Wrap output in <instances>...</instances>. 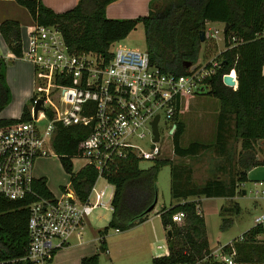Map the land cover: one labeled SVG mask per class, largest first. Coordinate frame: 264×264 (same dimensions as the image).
<instances>
[{"label": "trees", "instance_id": "1", "mask_svg": "<svg viewBox=\"0 0 264 264\" xmlns=\"http://www.w3.org/2000/svg\"><path fill=\"white\" fill-rule=\"evenodd\" d=\"M15 1L27 9L33 22L56 26L70 51L80 54L93 52L105 60L112 56V44L125 38L141 24L150 62L162 72L175 76L187 72L186 62H195L201 54L207 57L213 44L212 49L215 48V42L204 36L208 22L229 25L228 30L223 32L224 45L232 43L231 37L237 41L219 54L222 64L211 78L210 90L206 93L216 98L220 105L214 141H192L181 146L180 137L185 126L179 120V112L174 117L176 128L172 137V150L178 157L194 158L203 153H215L222 160L216 166L218 175L197 184L192 179L193 169L186 163L161 159L151 168L142 169L135 155L120 157L104 175L113 186V197L111 219L102 231L106 232L108 227L124 231L146 220L148 213L143 212L155 198L159 167L168 163L170 197L177 203L162 206L158 212L165 228L168 251L153 257L151 264H224L211 252L204 217L198 212V202L189 198L204 196L232 199L241 192V184L247 181V170L264 164V157H257V152L264 156V0H151L147 15L124 19L105 15L107 5L116 0H78L74 7L63 12H55L39 0ZM201 33L203 40L200 39ZM0 34L10 52L16 57L20 56V24L15 20H3ZM210 41L214 43L209 47L204 46ZM6 66L7 61L0 57V112L10 100ZM231 69L236 74L235 90L222 82V75ZM34 98H31V104ZM29 111L28 106L24 105L19 118H0V126L30 120ZM56 131L52 143L54 151L59 155L65 170L71 173V156L79 152L84 131L78 125L68 128L58 125ZM233 141L240 142L241 149L236 155L230 150ZM71 176L72 188L77 197L84 200L98 177L97 171L86 165ZM34 187L41 194H49L45 178L37 179ZM28 202L0 197L2 264H29L23 258L28 244ZM179 211L185 216L181 223H175L171 217ZM239 211L240 208L231 200L221 207L220 228L226 229L231 223L229 217L225 216ZM262 232L260 225H254L232 240L236 264H264V243L256 238ZM221 253H230L229 244L221 247ZM80 264H98L97 256L83 257Z\"/></svg>", "mask_w": 264, "mask_h": 264}, {"label": "built area", "instance_id": "2", "mask_svg": "<svg viewBox=\"0 0 264 264\" xmlns=\"http://www.w3.org/2000/svg\"><path fill=\"white\" fill-rule=\"evenodd\" d=\"M220 35L223 37L222 29L205 25L204 36L208 40ZM236 41L231 37V44L211 56L200 55L185 74L175 76L152 64L146 49L111 46L112 56L105 60L93 52L70 51L56 26L33 22L28 27L26 46L17 58L33 65L40 94L32 102L30 120L0 126V197L29 201L28 244L23 257L29 264H51L53 253L64 247L70 237H81L95 208L112 211L113 190L105 199L108 186L99 190L96 182L100 176L106 180L104 175L116 159L128 154L140 161L162 159L176 127L174 117L179 112L180 101L210 90V80L222 64L219 54ZM226 75L231 76L233 85L223 82ZM222 82L236 89L234 69L222 75ZM51 95L57 97V102ZM38 99L42 100V109L34 117ZM156 116L158 140L154 141L151 124ZM162 117L167 123L163 135L159 130ZM58 125L65 128L78 125L84 131L79 152L71 156V162L75 157L84 159L83 166H92L98 174L84 200L72 188V176L62 186L59 197L41 194L34 187L33 162L38 157L55 155L52 143ZM254 187L256 200H264V181L255 182ZM184 216L179 211L171 218L181 223ZM254 225L262 227L263 232L256 238L264 243V215L255 217ZM163 248L164 245H156L158 250ZM229 248L230 253L215 257L224 264H236L232 241Z\"/></svg>", "mask_w": 264, "mask_h": 264}, {"label": "rangeland", "instance_id": "3", "mask_svg": "<svg viewBox=\"0 0 264 264\" xmlns=\"http://www.w3.org/2000/svg\"><path fill=\"white\" fill-rule=\"evenodd\" d=\"M0 4L4 6L14 5L13 2L6 1L0 2ZM22 11L23 14L19 17L21 21L24 18V13L26 14L25 10ZM215 26L222 27L221 24ZM25 39L22 36L23 48L27 43V38ZM221 40L222 35L219 37L220 42ZM213 41L215 40L213 39ZM213 43L210 41V43H204V46L208 45L209 47ZM117 45L135 50L146 49L142 25L138 24L125 38L112 44V48ZM212 47H210V50L213 53L212 50L215 49L216 51L218 49L217 43L214 49ZM17 63H21L23 69L29 67V75L31 76L27 82L22 79H15L10 83L9 103L0 112V115L8 118H18L24 105L31 109V98L40 94V82L33 65L21 61ZM184 98L181 104L180 116L185 121V131L180 137L181 146H186L192 141L211 143L214 140L216 118L219 111L218 100L204 94L195 96L192 101L184 100ZM51 99L57 102V97L54 95H51ZM186 109H189L187 113ZM166 124L162 117L159 124L162 135L165 133ZM147 144L145 142V145ZM168 146L169 149L166 148L163 151L162 159H167L173 163L188 164L193 169L192 179L195 183L202 184L207 179L218 175L216 166L220 165L222 160L215 153L208 152L194 158H181L173 153L172 137L168 139ZM240 149L239 142L235 143L233 141L231 143L230 150L235 155ZM257 155L259 159L264 157L259 152H257ZM84 162V159L75 157L72 159V168L77 171L83 167ZM154 163V161L142 160L139 162V166L142 169H149ZM32 176L35 179L45 178L49 191L54 196L59 197L62 193L61 186L69 182L70 173L65 170L60 162L59 155L55 153V155L36 158L32 165ZM224 176L226 179L228 178L227 175ZM105 185L108 186L105 199H108L113 190L112 186L100 176L96 182L97 189L101 190ZM156 187L158 201L155 208L146 215L144 222L125 231L108 227L106 232H102L111 219L112 211L102 207L95 208L87 218L81 237L76 238L75 235L70 237L64 247L53 253L51 264H80L81 258L91 255L97 256L98 264H151L153 254L155 252L163 253L166 249L158 251L156 245L161 244L167 247L166 235L160 218L158 216L154 217V215L158 214L162 206H169L171 201L170 166L168 163L159 167L156 176ZM254 188L253 182L246 181L240 187L241 191L245 190V194L240 192L234 199H231L232 203L240 208V211L231 216H225L231 220L226 229L220 228L222 217L219 210L221 207L226 206L227 201L224 198H201L202 201L199 203V207L204 217L206 236L212 245H225L231 242L249 228L255 217L264 215V200L260 199V205L256 209L254 208L256 201L253 193Z\"/></svg>", "mask_w": 264, "mask_h": 264}, {"label": "crops", "instance_id": "4", "mask_svg": "<svg viewBox=\"0 0 264 264\" xmlns=\"http://www.w3.org/2000/svg\"><path fill=\"white\" fill-rule=\"evenodd\" d=\"M3 1L13 2L14 5L4 6V5L0 4V23L3 20H15V21H17L20 24L21 40H22V36L24 37V39L27 38L28 27L33 24V20H32V18L30 16L29 12L27 11V9L25 7L19 5L15 0H0V2H3ZM39 1L43 5L53 9L55 12H63V11L69 10L72 7H74L78 0H39ZM150 1L151 0H116V1H114V2H112V3L107 5V7L105 9V15L108 18H115V19L136 18V17H139V16H145V15L148 14ZM22 10H25L26 14L24 13V15H23L24 18L21 21L19 17H21V15L23 14ZM216 24H221L222 27L219 28V27L215 26ZM207 25H210L213 28H218V29H222V30L224 28V24L220 23V22H208ZM219 37H221V35L217 36L214 39L216 41V43H217L218 49L216 51H213V53L211 52L208 56H211V55L215 54L216 52H218L219 50H221L223 48V46H224L223 37H222L221 42L219 41ZM216 43H215V45H216ZM220 45H221V48H220ZM22 48H23V46H22ZM0 57H3L8 63L7 66H6V72H5L6 82H7L8 86L10 85V83L12 81H15V79H17V80L18 79H22V80H25L26 82L29 80V78L31 76V75H29V67L23 69L22 64L21 63H17L18 61H21V62H27V61H24L22 59L17 58L16 56H14L10 52V50L8 49V47H7L4 39L2 38L1 34H0ZM10 62H11V64H10ZM28 63L29 62H27V64ZM23 65H26V64H23ZM30 74H31V71H30ZM262 74L264 75V66L262 67ZM198 95H203V94L191 95V96L185 97L184 100L186 99L188 101L189 100L192 101L194 99V97L198 96ZM204 95H206V94H204ZM182 100L180 101V106H179V120L182 121L184 126H185V123H184L185 121H184V119H182L183 117L180 116ZM188 110L189 109L185 110L186 113H187ZM219 110H220V105H219ZM218 113H219V111H218ZM20 115H21V113H20ZM20 115H19V117H20ZM0 118L9 119L8 117L3 116V115H0ZM13 119H17V118H13ZM173 134H174V132H173ZM239 146H240V142H239ZM257 157H258V155H257ZM71 171H72L71 173L69 172L70 176H71L72 173L76 172L72 167H71ZM246 176H247V181L253 182V184H255V182H257V181H264V164L250 167L247 170ZM37 179H40V178H36V180ZM242 184H241V186H242ZM46 186H47V184H46ZM61 188H62V186H61ZM48 191H49V189H48ZM49 193H51V192L49 191ZM203 197L204 196L195 197V198H189V200H196L198 202V204H197L198 212L201 215H202V213L200 211L199 203L202 201L201 198H203ZM211 198H222V197H211ZM224 199L227 201V203H228L229 200H231L229 198H224ZM232 199H234V197ZM260 199H262V198H259V199H257L255 201V207H254L255 209L260 205V203H259ZM173 203H177V200H171L169 205L173 204ZM157 216L159 217L158 214L154 215V217H157ZM253 226H254V220H253V223L249 226L248 229H250ZM164 231H165V228H164ZM157 241H158V239H157ZM208 242H209V245H210V248H211V252H212V254L214 256H217L218 254L221 253V247H223L224 245H218L217 246V245H212L209 240H208ZM229 243H227V244H229ZM227 244H225V245H227ZM164 249H165V251L163 253L155 252L153 254V257L166 254L167 251H168L167 247L164 246V248L161 249V250H164ZM161 250H158V251H161ZM238 264H247V263H238Z\"/></svg>", "mask_w": 264, "mask_h": 264}, {"label": "water", "instance_id": "5", "mask_svg": "<svg viewBox=\"0 0 264 264\" xmlns=\"http://www.w3.org/2000/svg\"><path fill=\"white\" fill-rule=\"evenodd\" d=\"M229 28V25L228 24H225L224 25V28H223V31L226 32ZM203 33H201V36H200V39L203 40ZM190 65L189 62H186L185 63V67L187 68L188 66ZM223 82L227 85H233L234 84V81L232 80L231 76H224L223 78ZM207 93V92H206ZM205 93V94H206ZM42 100L41 99H38L35 106H34V117H36L37 115V112L38 110H41L42 109ZM157 122H158V116H156L154 118V120L152 121V131H153V134H154V138L153 140L154 141H157L158 140V127H157ZM242 193L244 194L245 193V190H242ZM157 203V192L155 194V198L153 200V202L151 203V205L143 212V214H147L149 213L150 211H152L154 208H155V205ZM103 250V248H101Z\"/></svg>", "mask_w": 264, "mask_h": 264}]
</instances>
